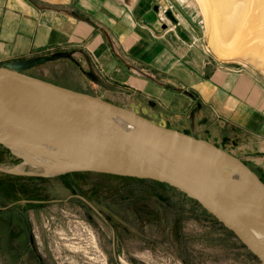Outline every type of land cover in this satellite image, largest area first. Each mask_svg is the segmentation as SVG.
<instances>
[{
  "label": "crops",
  "instance_id": "1",
  "mask_svg": "<svg viewBox=\"0 0 264 264\" xmlns=\"http://www.w3.org/2000/svg\"><path fill=\"white\" fill-rule=\"evenodd\" d=\"M162 5L173 29L159 21ZM44 60L54 70L72 66L69 80L81 88H69L212 144L264 182V69L212 56L185 0H0V66L46 73ZM9 206L0 204V225L10 232L0 245H13L14 231L30 225L29 209L18 208L17 224Z\"/></svg>",
  "mask_w": 264,
  "mask_h": 264
},
{
  "label": "rangeland",
  "instance_id": "2",
  "mask_svg": "<svg viewBox=\"0 0 264 264\" xmlns=\"http://www.w3.org/2000/svg\"><path fill=\"white\" fill-rule=\"evenodd\" d=\"M185 1L200 16L212 56L226 66L264 69L258 21L242 20L236 28L224 2ZM43 63L51 71L22 70L81 88L69 80L74 70L68 63L57 70L55 63ZM44 172L0 144V204L11 205L17 224L24 223L18 208L30 213L29 229L14 231L17 242L0 245V264H262L174 187L97 171ZM9 234L0 225V241Z\"/></svg>",
  "mask_w": 264,
  "mask_h": 264
},
{
  "label": "water",
  "instance_id": "3",
  "mask_svg": "<svg viewBox=\"0 0 264 264\" xmlns=\"http://www.w3.org/2000/svg\"><path fill=\"white\" fill-rule=\"evenodd\" d=\"M135 125L152 128L168 137L207 144L249 168L212 144L161 126L100 96L12 66H0V144L14 152L9 140L20 136L72 158L71 163H63L59 170L42 167L44 175L88 170L166 183L197 201L264 264V182L249 168L263 184L261 189L247 197H234L231 190H218L214 177L193 169L186 159L171 153Z\"/></svg>",
  "mask_w": 264,
  "mask_h": 264
},
{
  "label": "bare ground",
  "instance_id": "4",
  "mask_svg": "<svg viewBox=\"0 0 264 264\" xmlns=\"http://www.w3.org/2000/svg\"><path fill=\"white\" fill-rule=\"evenodd\" d=\"M209 1L212 2V5L224 2V5H227L225 12L236 28L238 22L242 20L258 21L257 32L264 40V0H206V3ZM135 128L163 144L171 153L186 159V163L193 169L214 177V184L218 190H231L235 194H232L234 197H247L248 194L263 187L260 180L240 161L207 144H197L184 137H168L144 126L135 125ZM9 141L13 142L10 145L14 152L25 159V163L30 162L33 165L44 167L48 171L59 170L63 163L69 164L72 161L68 155L52 147L27 142L20 136ZM190 157H194V159Z\"/></svg>",
  "mask_w": 264,
  "mask_h": 264
},
{
  "label": "built area",
  "instance_id": "5",
  "mask_svg": "<svg viewBox=\"0 0 264 264\" xmlns=\"http://www.w3.org/2000/svg\"><path fill=\"white\" fill-rule=\"evenodd\" d=\"M159 21L162 25L165 26V28L173 29L176 27V24L170 17V7L168 6H159Z\"/></svg>",
  "mask_w": 264,
  "mask_h": 264
},
{
  "label": "trees",
  "instance_id": "6",
  "mask_svg": "<svg viewBox=\"0 0 264 264\" xmlns=\"http://www.w3.org/2000/svg\"><path fill=\"white\" fill-rule=\"evenodd\" d=\"M141 179V178H140ZM152 181H155V182H158V183H161V184H164V185H166V186H170V185H168V184H166V183H163V182H160V181H156V180H152ZM172 187V186H171ZM185 195V194H184ZM191 199V198H190ZM192 201H194L199 207H201V209L205 212V213H207L208 215H210V216H212V217H214L212 214H210L207 210H205L197 201H195V200H193V199H191ZM216 219V218H215ZM217 220V219H216ZM218 221V220H217ZM219 222V221H218ZM220 223V222H219ZM224 226V225H223ZM225 227V226H224Z\"/></svg>",
  "mask_w": 264,
  "mask_h": 264
},
{
  "label": "flooded vegetation",
  "instance_id": "7",
  "mask_svg": "<svg viewBox=\"0 0 264 264\" xmlns=\"http://www.w3.org/2000/svg\"><path fill=\"white\" fill-rule=\"evenodd\" d=\"M34 208V207H33Z\"/></svg>",
  "mask_w": 264,
  "mask_h": 264
}]
</instances>
